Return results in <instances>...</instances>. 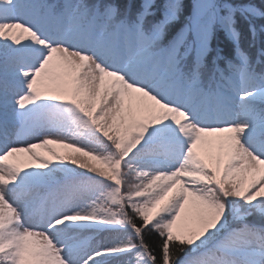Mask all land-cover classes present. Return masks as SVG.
<instances>
[{
    "label": "snow or ice",
    "instance_id": "obj_1",
    "mask_svg": "<svg viewBox=\"0 0 264 264\" xmlns=\"http://www.w3.org/2000/svg\"><path fill=\"white\" fill-rule=\"evenodd\" d=\"M257 21L264 0H0V264H264Z\"/></svg>",
    "mask_w": 264,
    "mask_h": 264
},
{
    "label": "trees",
    "instance_id": "obj_2",
    "mask_svg": "<svg viewBox=\"0 0 264 264\" xmlns=\"http://www.w3.org/2000/svg\"><path fill=\"white\" fill-rule=\"evenodd\" d=\"M255 3L257 4V5H259L260 4V0H255ZM260 23H264V21H257V24L259 25ZM219 44H220V46L221 47H223L226 51L228 50V49H230V47H231V45L226 41V40H224V38H223V34L221 33V34H219ZM243 46H247V41L245 40V41H243ZM145 239L147 240V242L149 243V244H156V243H158V241H159V238H158V236H156L155 234H153V233H146V235H145Z\"/></svg>",
    "mask_w": 264,
    "mask_h": 264
}]
</instances>
